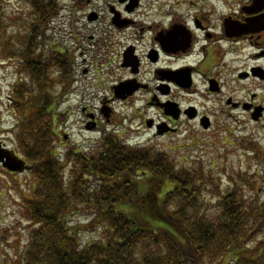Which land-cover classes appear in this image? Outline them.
<instances>
[{"label": "trees", "instance_id": "16d2710c", "mask_svg": "<svg viewBox=\"0 0 264 264\" xmlns=\"http://www.w3.org/2000/svg\"><path fill=\"white\" fill-rule=\"evenodd\" d=\"M21 1L28 13L12 37L0 23V52L19 62L30 84H21L12 101L18 104L19 148L37 180L33 197L24 199L27 222L35 227L15 263L264 264V203L246 201L239 183L220 194L210 216L201 198L208 182L204 170L178 167L154 147L129 146L104 131L98 147L71 143L61 152L54 110L60 97L35 90L55 82L51 69L72 77L67 49L52 42L46 53L48 24L64 5ZM88 4L73 0L77 9ZM28 106L32 112L24 117ZM84 232L98 236L84 242ZM3 238L0 264H14L2 255Z\"/></svg>", "mask_w": 264, "mask_h": 264}, {"label": "rangeland", "instance_id": "374dc122", "mask_svg": "<svg viewBox=\"0 0 264 264\" xmlns=\"http://www.w3.org/2000/svg\"><path fill=\"white\" fill-rule=\"evenodd\" d=\"M61 3L64 5L63 10L48 24L47 39L50 45L46 47V53L52 51V42L63 50L67 49V53L73 55L74 76L69 80L63 79L51 69V79L55 83L50 82L41 91L35 90L43 95L47 93L60 97L54 110L57 114L56 128L60 136L58 145L61 146V152L66 150L64 145L73 148L70 147L71 143L86 149L98 147L104 131H115L127 143L149 145L165 152L178 167L204 170L208 182L204 183L206 190L201 198L210 216L215 215L220 194L238 183L245 189L246 201L264 203V117L258 124L249 121L248 116L241 123L235 122L218 114V104L224 102V99L213 100L200 93L198 96L184 93L181 103H192L199 111L207 110L212 117L211 128L204 131L198 121L187 118L181 125L183 131L178 134H168L167 131L159 134L155 129L149 128L146 121L152 120L155 123L158 120L160 124L162 117L155 109L146 105L144 96H127L124 103L109 104L115 101L112 87L129 74L122 67L119 55L124 47L118 44L119 39L125 43L129 34L111 24L113 15L108 11L109 5L114 7V0H93L85 9L74 7L73 0H61ZM27 13L28 7L21 0H4V17L0 23L8 37H12L17 31L16 27L21 26ZM90 14L94 16L89 21ZM18 68V61H10L0 52V141L4 143L0 144V153L5 160L9 156L16 163L19 162L21 168L18 170L22 171L23 163L13 155V151H16L23 159L18 142L21 130L16 128L19 121L18 104L12 101V97L17 100L14 96L16 90L22 85L30 84ZM244 93L248 95L247 100L257 93L264 108V82L256 91L249 88L242 91V95ZM193 97L196 98L191 100ZM109 105L112 113L107 109ZM103 107L109 111L108 118L101 113ZM23 111L22 115L28 116L32 107H25ZM91 114L96 116L98 128L87 130V124L92 125L93 122ZM229 128L230 133L227 130ZM189 134L200 139L191 140L188 138ZM36 181L29 170L9 174L0 165V238L4 237L1 240L2 255L14 264L20 259L29 233L35 227L27 222L24 199L33 197ZM79 222L86 223V219L80 217ZM84 233V242L92 234L98 236L95 232Z\"/></svg>", "mask_w": 264, "mask_h": 264}, {"label": "flooded vegetation", "instance_id": "af4514ba", "mask_svg": "<svg viewBox=\"0 0 264 264\" xmlns=\"http://www.w3.org/2000/svg\"><path fill=\"white\" fill-rule=\"evenodd\" d=\"M125 1L114 0V7L108 8L111 15L121 13L115 22L127 20L130 38L118 42L124 47L121 65L129 71L120 82L130 80L139 88L130 98L144 96L146 105L162 117L151 129L157 131L160 125L168 134H178L189 115L212 126L207 110L181 103L184 93L224 99L218 114L229 120L241 123L248 116L255 124L262 121L264 108L259 121L253 120L256 108L263 105L258 94L247 100L242 91H256L264 82V0H140L132 12ZM144 5L149 7L147 16ZM112 91L115 101L110 105L125 102L116 99L114 86Z\"/></svg>", "mask_w": 264, "mask_h": 264}, {"label": "water", "instance_id": "95a60500", "mask_svg": "<svg viewBox=\"0 0 264 264\" xmlns=\"http://www.w3.org/2000/svg\"><path fill=\"white\" fill-rule=\"evenodd\" d=\"M91 18H93V16H91L90 19H91ZM130 90H133V88H132V87L130 88L129 86L123 88V90H121L120 92H118V93H119V96H122L123 93H126V92L131 93ZM259 116H260V114L258 113V114L255 116V118H258ZM202 123H203V126H204L205 128H207V127L209 126V123H204V122H202ZM7 157H8V158H7V162H6V164H9V162L11 161V159H10L9 156H7ZM0 160L4 162L3 155H1V153H0ZM8 166H9V168L12 169V170H16V169H17V168H15V167H13V166H11V167H10V165H8Z\"/></svg>", "mask_w": 264, "mask_h": 264}]
</instances>
